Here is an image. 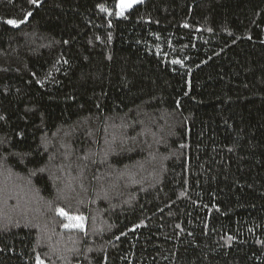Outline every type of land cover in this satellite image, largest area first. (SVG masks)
<instances>
[{"label":"trees","instance_id":"1","mask_svg":"<svg viewBox=\"0 0 264 264\" xmlns=\"http://www.w3.org/2000/svg\"><path fill=\"white\" fill-rule=\"evenodd\" d=\"M117 5L0 0V264H264V0Z\"/></svg>","mask_w":264,"mask_h":264},{"label":"snow or ice","instance_id":"2","mask_svg":"<svg viewBox=\"0 0 264 264\" xmlns=\"http://www.w3.org/2000/svg\"><path fill=\"white\" fill-rule=\"evenodd\" d=\"M30 3H33L35 4L36 3V0H29ZM130 5L129 4H126L123 2L122 0V3L120 5V8H121V13L123 12V10L126 8V7H129ZM28 16L31 15V13H28L27 14ZM9 25H13V26H18L20 23H23L24 21L21 20V21H15V20H7L6 21ZM58 214L60 216H62L63 218H65L68 223H65L64 224V227L65 228H77V229H82L83 228V217L82 216H76V215H70L68 212L62 210V209H58ZM39 264H42V262H39Z\"/></svg>","mask_w":264,"mask_h":264},{"label":"rangeland","instance_id":"3","mask_svg":"<svg viewBox=\"0 0 264 264\" xmlns=\"http://www.w3.org/2000/svg\"><path fill=\"white\" fill-rule=\"evenodd\" d=\"M143 0H123L124 3L126 4H129L130 6L129 7H126L123 12L121 13V8H120V5L122 3V0H118V5H117V9H116V14H117V17H121L123 15V13L128 10L129 8H131L133 5H135L136 3H139ZM62 217V216H61ZM65 223H68V221L63 218ZM83 223V228L82 229H78V230H83L84 229V219L82 221ZM66 229H77V228H66ZM39 262H42L41 260H38L36 264H39ZM42 264H45L44 262H42Z\"/></svg>","mask_w":264,"mask_h":264}]
</instances>
